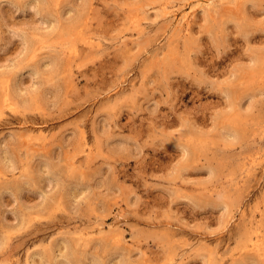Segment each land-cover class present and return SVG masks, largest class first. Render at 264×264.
<instances>
[{"label": "rangeland", "instance_id": "obj_1", "mask_svg": "<svg viewBox=\"0 0 264 264\" xmlns=\"http://www.w3.org/2000/svg\"><path fill=\"white\" fill-rule=\"evenodd\" d=\"M0 264H264V0H0Z\"/></svg>", "mask_w": 264, "mask_h": 264}]
</instances>
